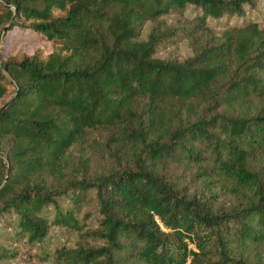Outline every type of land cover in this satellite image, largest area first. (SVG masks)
<instances>
[{
  "label": "trees",
  "instance_id": "1",
  "mask_svg": "<svg viewBox=\"0 0 264 264\" xmlns=\"http://www.w3.org/2000/svg\"><path fill=\"white\" fill-rule=\"evenodd\" d=\"M259 1L0 0V264H264Z\"/></svg>",
  "mask_w": 264,
  "mask_h": 264
},
{
  "label": "rangeland",
  "instance_id": "2",
  "mask_svg": "<svg viewBox=\"0 0 264 264\" xmlns=\"http://www.w3.org/2000/svg\"><path fill=\"white\" fill-rule=\"evenodd\" d=\"M252 19L264 24V0H260L257 4V8L250 16ZM38 44V37L32 35L29 31L21 33L18 29H13L8 32L1 33L0 35V50L3 53H17L19 51L31 52L34 47ZM174 51L179 55L180 58H184L191 54L185 42L180 43L174 48ZM94 210L93 207L85 208L84 211ZM47 245L48 248H52L55 245H66L73 246L74 236H68L67 234H59L58 230H52L51 237ZM254 253V249H252ZM264 254V248L262 249ZM51 264V263H44Z\"/></svg>",
  "mask_w": 264,
  "mask_h": 264
},
{
  "label": "water",
  "instance_id": "3",
  "mask_svg": "<svg viewBox=\"0 0 264 264\" xmlns=\"http://www.w3.org/2000/svg\"><path fill=\"white\" fill-rule=\"evenodd\" d=\"M13 10L15 11V8H13ZM6 28L7 27H5L3 30H2V33H4L5 31H6ZM5 106H3L1 109H3Z\"/></svg>",
  "mask_w": 264,
  "mask_h": 264
}]
</instances>
